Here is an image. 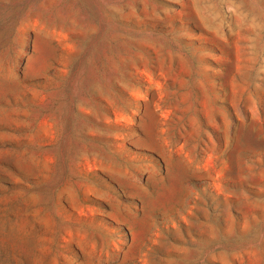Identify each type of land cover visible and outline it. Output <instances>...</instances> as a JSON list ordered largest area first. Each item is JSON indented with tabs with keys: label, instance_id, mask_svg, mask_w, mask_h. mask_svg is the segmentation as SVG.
<instances>
[{
	"label": "rangeland",
	"instance_id": "1",
	"mask_svg": "<svg viewBox=\"0 0 264 264\" xmlns=\"http://www.w3.org/2000/svg\"><path fill=\"white\" fill-rule=\"evenodd\" d=\"M0 264H264V0H0Z\"/></svg>",
	"mask_w": 264,
	"mask_h": 264
}]
</instances>
